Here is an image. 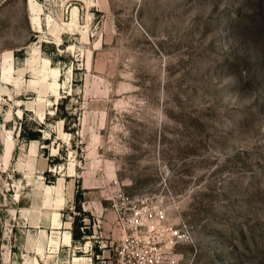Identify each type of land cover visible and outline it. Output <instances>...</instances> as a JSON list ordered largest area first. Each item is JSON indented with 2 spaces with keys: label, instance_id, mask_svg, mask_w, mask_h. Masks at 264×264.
<instances>
[{
  "label": "rangeland",
  "instance_id": "obj_1",
  "mask_svg": "<svg viewBox=\"0 0 264 264\" xmlns=\"http://www.w3.org/2000/svg\"><path fill=\"white\" fill-rule=\"evenodd\" d=\"M127 237L264 264V0H0V264Z\"/></svg>",
  "mask_w": 264,
  "mask_h": 264
},
{
  "label": "built area",
  "instance_id": "obj_2",
  "mask_svg": "<svg viewBox=\"0 0 264 264\" xmlns=\"http://www.w3.org/2000/svg\"><path fill=\"white\" fill-rule=\"evenodd\" d=\"M187 235V231L182 228H177L174 231V236L178 240L184 239ZM140 240H142L140 237L135 239L127 237L118 248L116 264H179V254L173 252V250H166L156 243L149 250L151 254H149L148 259H145L138 246L141 243Z\"/></svg>",
  "mask_w": 264,
  "mask_h": 264
},
{
  "label": "trees",
  "instance_id": "obj_3",
  "mask_svg": "<svg viewBox=\"0 0 264 264\" xmlns=\"http://www.w3.org/2000/svg\"><path fill=\"white\" fill-rule=\"evenodd\" d=\"M21 134L26 135L28 138H40L41 136L40 130H26L25 128L21 130ZM78 207L80 208V206ZM81 234L82 233L80 232L79 228L73 230L74 238H79Z\"/></svg>",
  "mask_w": 264,
  "mask_h": 264
},
{
  "label": "bare ground",
  "instance_id": "obj_4",
  "mask_svg": "<svg viewBox=\"0 0 264 264\" xmlns=\"http://www.w3.org/2000/svg\"><path fill=\"white\" fill-rule=\"evenodd\" d=\"M74 13H75V10H74ZM36 141L33 140V143L32 144H35ZM34 147V146H33Z\"/></svg>",
  "mask_w": 264,
  "mask_h": 264
}]
</instances>
